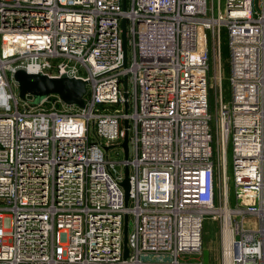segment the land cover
I'll list each match as a JSON object with an SVG mask.
<instances>
[{
    "label": "built area",
    "instance_id": "built-area-1",
    "mask_svg": "<svg viewBox=\"0 0 264 264\" xmlns=\"http://www.w3.org/2000/svg\"><path fill=\"white\" fill-rule=\"evenodd\" d=\"M223 4L0 0V264H203L207 216L220 223L221 264H264V0ZM19 69L84 79L86 105L27 95L21 108ZM126 131L133 158L113 160Z\"/></svg>",
    "mask_w": 264,
    "mask_h": 264
},
{
    "label": "rangeland",
    "instance_id": "rangeland-1",
    "mask_svg": "<svg viewBox=\"0 0 264 264\" xmlns=\"http://www.w3.org/2000/svg\"><path fill=\"white\" fill-rule=\"evenodd\" d=\"M208 6H213L214 8V14L217 11V0H208ZM223 0H221V8L223 9ZM211 13V10L209 11ZM128 54L130 56L131 54V47H128ZM229 50L227 46V32L225 30V27H221V33H220V71H221V85H222V100L224 102H228L230 100V86H229ZM210 69H209V79L210 83L213 82V75L214 70L217 66L215 64H218V60L216 57L211 56L210 61ZM10 81L11 85L13 87L14 92L19 95V87L17 82L12 79V76L10 75ZM214 96L215 91L213 85L210 87V103H209V112L212 114V117L214 119L215 115V102H214ZM33 101L31 103H37L38 101L35 98H32ZM24 99L20 98V107L22 108V105L24 103ZM58 105V103H57ZM214 122V120H213ZM213 122H211L213 126L212 135L215 137V131L216 126H214ZM214 144V143H213ZM131 145V144H130ZM215 146V145H214ZM130 153L129 158H133V147H130ZM110 157L113 160H122L126 157L125 151L121 146H115L109 149ZM227 174L231 180L232 178V168H233V158H232V151H231V143H229L227 148ZM219 198V196H218ZM235 205V198L233 195V186L232 182L230 181V206ZM134 228V222H133V216L129 217V232L132 231ZM202 252L199 255V259L203 262V264H221L220 263V223L219 221H215L210 219L208 216L203 221V227H202ZM167 258V257H166ZM186 259L193 260L192 256L188 255Z\"/></svg>",
    "mask_w": 264,
    "mask_h": 264
},
{
    "label": "water",
    "instance_id": "water-1",
    "mask_svg": "<svg viewBox=\"0 0 264 264\" xmlns=\"http://www.w3.org/2000/svg\"><path fill=\"white\" fill-rule=\"evenodd\" d=\"M123 5L126 8V0H123ZM123 33V49H124V66L127 65L128 57V43H127V25L126 19L124 18L121 23ZM15 81L19 87V96L22 99H26L27 95H32L39 103L43 98L49 95H57L61 101L69 105H79L84 107L86 105L84 96L87 92V82L81 78L69 77L64 74L60 77H53L47 74H34L28 73L24 69L16 71ZM127 78H125V99L128 98L127 93ZM125 127H128V120L125 121ZM129 132L126 131L125 138L123 141V147L125 149L126 158L129 157ZM122 186L126 191V204H128L129 194L131 189L129 179V168H125V176L121 182ZM128 214L125 215V257L129 255V248L127 246V235L129 231L128 227Z\"/></svg>",
    "mask_w": 264,
    "mask_h": 264
},
{
    "label": "crops",
    "instance_id": "crops-1",
    "mask_svg": "<svg viewBox=\"0 0 264 264\" xmlns=\"http://www.w3.org/2000/svg\"><path fill=\"white\" fill-rule=\"evenodd\" d=\"M246 224L247 225H251V224H253V226L255 225V223H254V219L253 218H248L247 219V221H246ZM203 263V262H202Z\"/></svg>",
    "mask_w": 264,
    "mask_h": 264
},
{
    "label": "trees",
    "instance_id": "trees-1",
    "mask_svg": "<svg viewBox=\"0 0 264 264\" xmlns=\"http://www.w3.org/2000/svg\"><path fill=\"white\" fill-rule=\"evenodd\" d=\"M226 30V29H225ZM228 46V45H227ZM228 58H229V56H228ZM55 97V96H54Z\"/></svg>",
    "mask_w": 264,
    "mask_h": 264
},
{
    "label": "bare ground",
    "instance_id": "bare-ground-1",
    "mask_svg": "<svg viewBox=\"0 0 264 264\" xmlns=\"http://www.w3.org/2000/svg\"><path fill=\"white\" fill-rule=\"evenodd\" d=\"M228 228V227H227ZM227 232V231H226Z\"/></svg>",
    "mask_w": 264,
    "mask_h": 264
}]
</instances>
